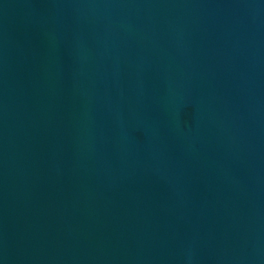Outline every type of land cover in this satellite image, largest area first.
<instances>
[{"label":"water","instance_id":"1","mask_svg":"<svg viewBox=\"0 0 264 264\" xmlns=\"http://www.w3.org/2000/svg\"><path fill=\"white\" fill-rule=\"evenodd\" d=\"M0 264H264V0H0Z\"/></svg>","mask_w":264,"mask_h":264}]
</instances>
